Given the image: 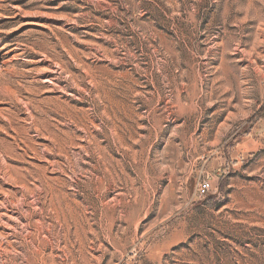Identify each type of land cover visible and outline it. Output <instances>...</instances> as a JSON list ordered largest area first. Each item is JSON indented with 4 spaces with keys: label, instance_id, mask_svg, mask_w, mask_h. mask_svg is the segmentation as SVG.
<instances>
[{
    "label": "rangeland",
    "instance_id": "1",
    "mask_svg": "<svg viewBox=\"0 0 264 264\" xmlns=\"http://www.w3.org/2000/svg\"><path fill=\"white\" fill-rule=\"evenodd\" d=\"M263 107L264 0H0V264H264Z\"/></svg>",
    "mask_w": 264,
    "mask_h": 264
},
{
    "label": "built area",
    "instance_id": "2",
    "mask_svg": "<svg viewBox=\"0 0 264 264\" xmlns=\"http://www.w3.org/2000/svg\"><path fill=\"white\" fill-rule=\"evenodd\" d=\"M212 190V181L210 178L204 180L199 187L200 196H204Z\"/></svg>",
    "mask_w": 264,
    "mask_h": 264
},
{
    "label": "trees",
    "instance_id": "3",
    "mask_svg": "<svg viewBox=\"0 0 264 264\" xmlns=\"http://www.w3.org/2000/svg\"><path fill=\"white\" fill-rule=\"evenodd\" d=\"M253 120L256 125L264 122V107L258 112V114L255 116ZM206 197L207 196H205L204 198Z\"/></svg>",
    "mask_w": 264,
    "mask_h": 264
}]
</instances>
